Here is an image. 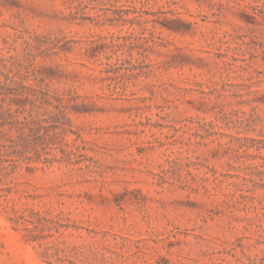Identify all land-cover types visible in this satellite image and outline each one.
I'll use <instances>...</instances> for the list:
<instances>
[{
    "label": "rangeland",
    "instance_id": "374dc122",
    "mask_svg": "<svg viewBox=\"0 0 264 264\" xmlns=\"http://www.w3.org/2000/svg\"><path fill=\"white\" fill-rule=\"evenodd\" d=\"M262 5L0 0V264H264Z\"/></svg>",
    "mask_w": 264,
    "mask_h": 264
},
{
    "label": "trees",
    "instance_id": "16d2710c",
    "mask_svg": "<svg viewBox=\"0 0 264 264\" xmlns=\"http://www.w3.org/2000/svg\"><path fill=\"white\" fill-rule=\"evenodd\" d=\"M118 1V0H115ZM264 6V0L263 5ZM262 11L260 14L257 12V8L251 7L252 12L248 14L249 17L257 21V16L264 19V8H260ZM133 13H137L134 18L142 17L139 10H133ZM149 22V20H145ZM180 22V20H177ZM27 42L31 43V41ZM28 43V44H29ZM89 48V52H90ZM93 55V54H89ZM37 96L35 94H0V168L7 169V166H3L6 161H12V165H16L20 161H29L28 152V141L29 134L33 133L36 129L33 126L34 120L28 119L25 115L20 118V107L25 109L27 102L38 101L40 106L44 108H50L53 116L57 114H63L64 111L59 109V112L53 111L54 108H58L62 104L63 99L59 96H53L55 102L49 99V94H41ZM61 106L65 107L64 104ZM65 110V109H64ZM29 132V133H26ZM23 155L24 157H20ZM15 167V166H14Z\"/></svg>",
    "mask_w": 264,
    "mask_h": 264
}]
</instances>
